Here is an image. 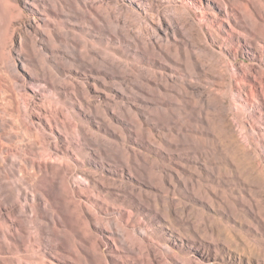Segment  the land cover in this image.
Wrapping results in <instances>:
<instances>
[{
    "label": "rangeland",
    "instance_id": "1",
    "mask_svg": "<svg viewBox=\"0 0 264 264\" xmlns=\"http://www.w3.org/2000/svg\"><path fill=\"white\" fill-rule=\"evenodd\" d=\"M11 8L0 264H264V0Z\"/></svg>",
    "mask_w": 264,
    "mask_h": 264
},
{
    "label": "bare ground",
    "instance_id": "2",
    "mask_svg": "<svg viewBox=\"0 0 264 264\" xmlns=\"http://www.w3.org/2000/svg\"><path fill=\"white\" fill-rule=\"evenodd\" d=\"M16 2H18V0H0V70H5L7 67L4 55L8 48L7 38L10 35V31L12 29V24H13V19H12L13 10L11 8V5L15 4ZM0 89L2 90V86H0ZM10 112L16 116L19 114V107L16 100H15V106L3 107L0 109V154L1 155L4 154V152L9 149L8 143L10 139L7 136V134H9L8 127L17 126L16 120L8 119L6 117V115ZM1 155H0V170L3 169V162L5 160V157ZM23 171L24 169L20 170V175L24 173ZM32 174L35 175V173Z\"/></svg>",
    "mask_w": 264,
    "mask_h": 264
}]
</instances>
